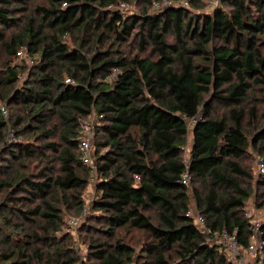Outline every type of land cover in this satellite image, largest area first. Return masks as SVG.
<instances>
[{
	"label": "trees",
	"instance_id": "16d2710c",
	"mask_svg": "<svg viewBox=\"0 0 264 264\" xmlns=\"http://www.w3.org/2000/svg\"><path fill=\"white\" fill-rule=\"evenodd\" d=\"M120 1L133 0H0V106L22 110L14 117L10 110L11 125L0 111V146L20 161L0 168L3 264L78 263L59 205L83 209L91 169L81 160L78 137L81 120L93 111L103 119L93 140L98 197L87 217L105 227L103 236L88 238L93 258L233 264L213 233L227 231L248 244L245 210L254 181L264 198V173L257 177L256 165L245 161L253 148L264 162V125L254 103L264 89V0H222L212 13L208 0L154 13L157 0H134L143 8L131 16L110 8ZM29 3L31 13L22 16ZM135 39L133 54L127 47ZM22 47L38 58L29 71L13 63ZM114 68L116 76L104 80ZM57 121L64 144L41 147L54 151L58 167L44 166L35 179L21 159L38 152L19 138L51 137ZM190 184L211 233L188 215ZM130 229L144 236L140 252ZM261 230L264 237V221Z\"/></svg>",
	"mask_w": 264,
	"mask_h": 264
},
{
	"label": "rangeland",
	"instance_id": "374dc122",
	"mask_svg": "<svg viewBox=\"0 0 264 264\" xmlns=\"http://www.w3.org/2000/svg\"><path fill=\"white\" fill-rule=\"evenodd\" d=\"M31 4L29 3L27 6V10L22 14L23 15H27L29 13H31ZM206 11H208V13H212V6L211 3L208 1V4L206 6ZM143 8V4L140 2H136V1H130L127 4V7L123 9V11L125 12L126 16H131L133 14H137L140 11H142ZM150 12L154 13L156 12L154 10V8H150L149 9ZM25 18V17H24ZM23 21V20H22ZM72 45V44H70ZM26 48V47H25ZM27 49V48H26ZM138 49V40L135 39L133 43H131V45L129 47H127V50H129V52L133 51L132 53L135 54L136 51ZM3 58L2 54L0 55V61ZM38 61V58L36 55L32 56L30 55V53L28 52V49L26 51V54L24 57L18 58L16 57L13 60L14 64H24L25 66H27L26 70L29 71L33 65H35ZM23 72L21 74L22 76V80H24V78H26V76L28 75V72ZM21 80V81H22ZM256 97L258 99L255 100L254 103H258V107H259V121L258 124L259 125H264V89L258 90L255 93ZM12 116L14 117L15 114H22V110L19 106L13 105L12 108L10 107ZM9 110V112H10ZM28 119V118H27ZM25 119V122L26 120ZM9 125L10 121L8 119ZM31 124H34V121L31 122ZM188 124L191 126L193 124L192 120L188 121ZM25 125V123L23 124ZM56 125V131L55 133L51 136V137H42V138H35V137H31L30 136V132H27L25 135H22L19 139L20 140H28L30 142L31 148L32 150H35V152H38L36 154V156L34 157H28V158H24L21 159V162H23V164L25 165L24 171L26 172H31L32 176L35 177V179H38V176L36 175L40 169H42L44 166L48 165L51 166L55 172V169L58 167L59 161L54 153L53 150H51L49 147H41L46 146V144L48 142H54L55 144L58 145V147L60 148V146L62 144H64L63 139L61 138V133H62V127L60 125V123L57 121V123H55ZM23 126L17 128L18 130L22 129ZM12 130V129H11ZM248 130H250V134L249 136V140L252 141V131H251V127H248ZM12 132V131H11ZM15 135V133L13 134ZM12 135V136H13ZM101 140V137H98V141ZM9 140V144H10ZM192 131H189L188 134V140L187 143L185 144V151H184V155L185 158H188L190 150H191V146H192ZM26 142V141H25ZM98 147V146H97ZM96 148V145H95ZM98 150L101 152H105L107 151V148H98ZM260 154L254 150L253 148H249V153L246 157V164L249 166H255L256 165V161L257 159H260ZM20 161L19 160H14V158L9 155V153L7 152V150H2V146H0V168H2V166L4 165H13L14 167H16L15 165H18ZM99 181V174L98 171L96 172H92L90 173L89 176V183L86 186V188L83 191V207L88 206L91 207V204L93 203V201L98 197V192L96 190V185ZM253 193L249 199V201L247 202L246 205V210H248L250 213H252V217H250L249 219L252 220H257L258 222L262 223L264 221V206H260V204L263 202L264 198L261 195V189L258 187V185H256V182H253ZM189 198H190V207L189 209L194 212L195 214L198 213L197 211V205H196V201H195V196H194V190H193V185L190 184L189 187ZM62 210H63V214H64V219H65V226H64V231L65 232H69L70 234H72V236L74 237V244L77 248V252L78 255L80 257L79 261L77 264H100L99 261L95 258H93L91 252L89 251L88 248V238L91 236V234H93V236H103V229L105 227H103L104 225L97 223L95 221H92L90 217H87L85 219H83L81 221V223L79 224L78 227H76L73 231H70L69 229V219L71 218H78L81 215L82 210L79 211V209L75 208V207H70L68 204L66 203H61L59 205ZM90 213V212H89ZM149 214L155 219V211L151 210L149 212ZM93 230V233H91ZM130 232L127 233L128 237L130 238L131 236H135V239L132 241L134 244H136L138 247V252H140V243L142 242V240L144 239V236L142 235V233L134 230V229H130ZM123 233L126 232V229L122 230ZM220 244V243H219ZM222 251L226 253V256L229 260V262L233 263V264H240V260L243 261H247L248 264H257L255 262L256 257L259 256V254L256 255V257H253L252 255L246 253L242 247L240 246H234L232 248H229L228 250H224L221 247ZM142 260H146V258L144 257V259Z\"/></svg>",
	"mask_w": 264,
	"mask_h": 264
},
{
	"label": "built area",
	"instance_id": "2783aa9c",
	"mask_svg": "<svg viewBox=\"0 0 264 264\" xmlns=\"http://www.w3.org/2000/svg\"><path fill=\"white\" fill-rule=\"evenodd\" d=\"M208 1L211 3L212 8H214L216 6H220L222 0H208ZM175 4H182L183 6H186L188 2L184 0L180 2H175L173 0H157V1H154L153 8L156 11V10H160L161 8L175 5ZM126 7H127V3L123 1L118 2L117 5H110V8L120 9V10H123ZM26 51L27 49L25 47L20 48L17 51V57L18 58L24 57L26 54ZM117 73H118V69L114 68L111 71V73H109L104 78V80H111L112 78L116 76ZM66 81L72 82L70 78H67ZM0 111H1L3 118L5 120H8L10 117L9 109L5 105H1ZM102 119H103L102 114H98L96 111H93L89 116H87L86 118H83L80 123V134L78 137V142H79V148L81 152V160L85 165H87L91 169L92 172L97 171L95 159L93 156L94 154L93 140L95 136V130L101 123ZM13 134L14 132H11L9 135L8 140H11L10 142L15 141V137ZM186 162H187V159H186ZM255 168H256V174L258 177L259 175L264 173V162L261 159H257ZM136 178L139 179L140 177L136 176ZM182 182L186 185L190 183V174L188 171L183 175ZM88 213H89V207L85 206L81 212L80 217L69 219L70 231H73L76 227H78L81 221L86 218ZM188 215L192 216V218L194 219L195 225L199 228L201 232H204V233L212 232L211 228L207 225L202 215H200L199 213L195 214L190 209L188 211ZM245 216L249 219L250 217H252V213H250L248 210H245ZM249 220L251 224V232L249 234L248 244L245 247L241 246L238 243L236 236L234 234H231L227 231H223L221 233L214 232L213 234L217 238V242L220 243L221 247L224 250H228L229 248H232L238 245L242 247V249L246 253L252 255L253 257H256V255L259 254V256L256 257L255 262L257 264H264V237H263L262 230H261L262 223L258 222L255 219L254 220L249 219ZM0 264H3L1 251H0ZM240 264H248V262L240 260Z\"/></svg>",
	"mask_w": 264,
	"mask_h": 264
}]
</instances>
